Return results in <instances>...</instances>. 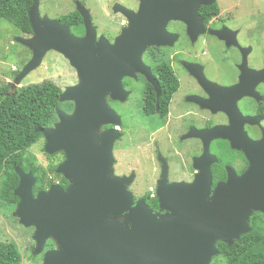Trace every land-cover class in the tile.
<instances>
[{
    "label": "water",
    "instance_id": "water-1",
    "mask_svg": "<svg viewBox=\"0 0 264 264\" xmlns=\"http://www.w3.org/2000/svg\"><path fill=\"white\" fill-rule=\"evenodd\" d=\"M31 1L28 20L32 37L16 39L31 50V58L11 89L19 87L50 51L66 59L77 78L76 84L63 88L58 100L60 104L73 103V110L67 113L56 107V121L38 130L45 154H64L56 173L69 186L63 189L52 184L34 194L37 179L32 171L14 167L18 184L13 195L18 202L12 215L21 226L34 229V255L41 254L50 239L55 248L44 252L42 264H211L220 254L217 242L229 248L250 232L254 212L264 215V159L252 163L241 177L229 174L212 195L209 172L198 174L192 183L161 182L157 192L159 207L165 211L161 215L153 214L142 200L135 204L126 189L132 176L119 177L113 169V145L121 136V118L105 96L124 100L129 93L123 89L122 78L139 72L153 85L159 99V84L141 56L158 37L148 32L168 19L159 7L172 0H145L143 11L137 13L120 7L128 26L113 45L102 37L94 43L95 30L83 8L79 13L85 35L78 38L59 20L41 18L39 0ZM213 2L208 0V5ZM251 74L262 76L264 70ZM195 77L209 94H252L242 82L221 88L203 73ZM106 125L115 128L101 131ZM202 134L208 142L223 137L215 128Z\"/></svg>",
    "mask_w": 264,
    "mask_h": 264
},
{
    "label": "flooded vegetation",
    "instance_id": "flooded-vegetation-1",
    "mask_svg": "<svg viewBox=\"0 0 264 264\" xmlns=\"http://www.w3.org/2000/svg\"><path fill=\"white\" fill-rule=\"evenodd\" d=\"M89 1L88 15L95 29L94 43L102 37L110 45L115 44L122 30L128 26L127 19L117 12L120 7L139 12L145 2L112 0L109 8L111 15L102 18L103 13L96 10V0ZM74 7L75 10L68 14H79L83 32L70 29L75 37L81 38L85 35L83 18L79 13L80 7ZM159 11L168 19L148 32V35L158 37L154 40L155 44L146 46L141 60L158 84L160 74L157 71L170 68L179 81L178 90L160 108L159 99H156V115L147 113L153 96L145 95L148 86L155 94L153 85L139 72L134 73V77L122 78L123 89L129 93L124 100H113L111 94L105 97L108 106L121 118V126L118 127L121 136L113 145L114 174L119 177L132 176L126 189L131 193L133 202L136 204L142 200L153 214L161 215L165 213L159 207L157 195L161 182L189 183L198 174L209 172L212 195L216 185L226 182L229 174L241 177L250 170L252 163L263 161L264 75L255 76L251 73L264 70V16L256 18L250 0H214L210 5L208 0H172L168 5L161 4ZM62 16L57 20L60 21ZM116 16H119L116 22L115 18L109 19ZM97 21L104 24L103 30L99 29ZM50 52L60 56L69 66L60 54ZM201 73L210 83L221 88H231L242 82L245 90L252 94L241 97L218 91L209 94L195 77ZM76 83L77 78L74 76L71 85ZM138 85L143 87V94L139 101H133L131 96ZM60 108L70 113L73 103L61 104ZM133 113L139 118L136 123L128 120V116ZM114 128L106 125L100 130ZM214 128L223 137L208 142L202 133ZM130 133H135V136H130ZM116 150L128 151L130 157L133 155L126 166L119 167L124 170L119 174L115 168L119 165L115 157ZM47 156L57 160L53 163L55 175L49 179L52 176L57 178L56 184L66 189L69 182L56 173L57 166L65 160L64 154L58 152ZM262 226L264 224L249 220L250 232L253 227L262 229ZM238 241L240 239L233 243ZM54 248V242L49 239L44 251L34 256L33 242L32 257L43 258L45 251Z\"/></svg>",
    "mask_w": 264,
    "mask_h": 264
},
{
    "label": "trees",
    "instance_id": "trees-1",
    "mask_svg": "<svg viewBox=\"0 0 264 264\" xmlns=\"http://www.w3.org/2000/svg\"><path fill=\"white\" fill-rule=\"evenodd\" d=\"M31 0H0V20H3L23 35L31 36L32 30L28 20V10ZM60 22L70 26L72 31L83 32L81 17L77 12L62 16ZM25 64V62H24ZM24 66V65H23ZM21 69L13 72L17 77ZM160 97L158 107L167 103L169 98L178 90L179 81L170 68H160ZM62 88L45 80L39 84L20 86L11 89V83L0 85V208L3 212L13 211L18 198L13 190L18 184L15 166L22 170H31L37 181L33 193L48 189L56 184L54 179L55 166L44 170L35 163L33 156L24 153L34 145L43 135L38 131L52 125L56 120L55 108L60 107L59 96ZM152 95L149 115H156L154 103L155 94L150 86L145 95ZM60 177V176H56ZM65 182L64 180H62ZM251 222L264 224V216L254 213ZM220 254L213 258L211 264H264V226L262 229L252 228L251 232L240 237L229 248L218 242L216 244ZM22 256L13 242H0V264H21Z\"/></svg>",
    "mask_w": 264,
    "mask_h": 264
},
{
    "label": "rangeland",
    "instance_id": "rangeland-1",
    "mask_svg": "<svg viewBox=\"0 0 264 264\" xmlns=\"http://www.w3.org/2000/svg\"><path fill=\"white\" fill-rule=\"evenodd\" d=\"M111 1L112 0H96V4H97L96 10L99 9V11L103 13L102 18L105 15L108 16L111 15V12L109 11ZM250 1L254 5L256 18L257 19L263 18L264 0H250ZM89 4H90L89 0H39V15L41 18H47L49 20H57L59 16L66 15L69 12L75 10L74 6L77 5V7H80L79 9L83 8V10L87 13V16L89 17L88 15ZM119 11L117 12L120 13L122 16H124L123 13ZM108 16L106 19H108ZM124 17L126 18V16ZM114 18H115V22L119 20V16L110 17L109 19L113 20ZM100 21H97V23H99ZM99 29L101 30L104 29L103 23H99ZM30 37H32V35L31 36L23 35L21 34L20 31H18L9 23L0 20V85L7 82L12 83L13 80L15 79V77L13 76V72L16 71L17 69H22L23 65H25L31 58V50L27 47H24L23 45L19 44L16 41V39L18 38L28 39ZM63 61L64 60L60 56L56 55L53 52L46 54L40 66L35 70H33L32 72H30L22 80L20 86L39 84L45 80H50L58 84L62 88V90L64 87L70 86L73 83L75 74L73 73L74 71L70 68V66H68L66 62ZM142 89L143 87L141 85L137 86V88L134 90V94L131 96L133 97L132 98L133 101L140 100V97H142L143 94ZM137 118L138 116H136L134 113L133 115L128 116V120H130V122L132 123H136L138 121L136 120ZM130 134H131L130 136H135V133H130ZM118 144L119 143H117V145ZM43 148H44V139L41 138L34 145H32L24 153V155L33 156L35 159V163L46 170L50 166H55L53 163H55L57 160L55 157L53 158L48 157L45 154ZM129 153L130 152L128 151H120V150L115 151V157L117 159V162L119 163L118 166H115L117 174L122 173L124 171L119 167L126 166L128 163V159L133 157V155H131L130 157ZM52 179H54V182H57V178H53L52 176ZM192 182L193 181L189 183ZM177 183H185V182H177ZM1 209L2 208H0V242L15 243L22 256L21 264H42V258L40 256L32 257V251H33L32 228H25L21 226L18 222V219L12 215L13 211L3 212Z\"/></svg>",
    "mask_w": 264,
    "mask_h": 264
}]
</instances>
